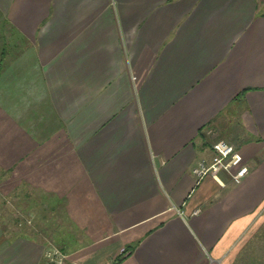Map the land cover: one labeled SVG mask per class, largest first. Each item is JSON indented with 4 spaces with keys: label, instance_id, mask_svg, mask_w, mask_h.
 Instances as JSON below:
<instances>
[{
    "label": "crops",
    "instance_id": "0c3cea01",
    "mask_svg": "<svg viewBox=\"0 0 264 264\" xmlns=\"http://www.w3.org/2000/svg\"><path fill=\"white\" fill-rule=\"evenodd\" d=\"M220 138L247 174L196 181ZM4 198L63 264H264V0H0ZM45 237L0 218V264Z\"/></svg>",
    "mask_w": 264,
    "mask_h": 264
},
{
    "label": "built area",
    "instance_id": "2783aa9c",
    "mask_svg": "<svg viewBox=\"0 0 264 264\" xmlns=\"http://www.w3.org/2000/svg\"><path fill=\"white\" fill-rule=\"evenodd\" d=\"M213 154L209 160L200 159L192 167L196 181L206 175L216 176L219 171H226L230 174L235 183L247 174L249 168L243 163L241 153L224 139H217L212 143ZM45 257L50 264H63L66 255L58 247L51 245L45 251Z\"/></svg>",
    "mask_w": 264,
    "mask_h": 264
},
{
    "label": "rangeland",
    "instance_id": "374dc122",
    "mask_svg": "<svg viewBox=\"0 0 264 264\" xmlns=\"http://www.w3.org/2000/svg\"><path fill=\"white\" fill-rule=\"evenodd\" d=\"M45 211L40 207H36V212L32 215L27 212L26 207H19L10 199L0 200V218L7 232L12 233L18 229L27 231L29 228L38 232L42 231L46 235L47 247L54 245L61 250L69 248L67 243L69 241L68 234L62 238L59 232L62 226L60 217L57 218L54 214ZM66 225H68L67 222Z\"/></svg>",
    "mask_w": 264,
    "mask_h": 264
},
{
    "label": "trees",
    "instance_id": "16d2710c",
    "mask_svg": "<svg viewBox=\"0 0 264 264\" xmlns=\"http://www.w3.org/2000/svg\"><path fill=\"white\" fill-rule=\"evenodd\" d=\"M129 252V250L127 249V250H125L124 252L126 253V252ZM122 255H124V254H121V256H119L117 259H120L121 257H122Z\"/></svg>",
    "mask_w": 264,
    "mask_h": 264
}]
</instances>
